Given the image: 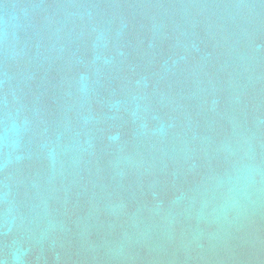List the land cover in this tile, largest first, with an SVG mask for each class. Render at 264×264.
I'll return each instance as SVG.
<instances>
[{
	"label": "water",
	"instance_id": "water-1",
	"mask_svg": "<svg viewBox=\"0 0 264 264\" xmlns=\"http://www.w3.org/2000/svg\"><path fill=\"white\" fill-rule=\"evenodd\" d=\"M0 264H264V0H0Z\"/></svg>",
	"mask_w": 264,
	"mask_h": 264
}]
</instances>
